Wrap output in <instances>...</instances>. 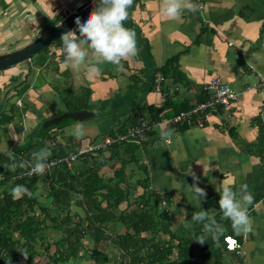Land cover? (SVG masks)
I'll use <instances>...</instances> for the list:
<instances>
[{
  "label": "crops",
  "instance_id": "crops-1",
  "mask_svg": "<svg viewBox=\"0 0 264 264\" xmlns=\"http://www.w3.org/2000/svg\"><path fill=\"white\" fill-rule=\"evenodd\" d=\"M84 1L0 0V55L34 40ZM191 2L201 8L185 9L170 20L160 13L161 0H134L125 27L135 31L139 53L123 60L120 70L109 63L99 65L101 70L94 76L85 70L63 69L59 39L38 55L36 63L30 60L28 66L0 71V153L31 156L48 148L47 160L64 158L86 144L99 145L137 119L153 120L150 109L164 108L158 117L161 121L179 109L190 110L207 99L203 88L218 77L239 93L238 99L210 112L203 128L161 125L150 132L144 142L136 143L135 156L144 169L136 174L147 179V195L160 201L167 215L163 226L180 237L204 235L203 224H193L192 215L200 209L209 211L223 232L205 240L211 248L204 256H219L227 264H264V87L260 85L264 0ZM89 60L95 63L91 56ZM158 75L164 78L159 92L155 90ZM80 97L92 106L83 111L94 113L92 125L88 118L77 123L83 126L82 135L62 129L40 132L45 121L79 111L69 110L64 103L69 98L78 102ZM51 98H57L65 110L56 103L51 108ZM90 129L92 137L86 135ZM162 131L171 135L164 137ZM192 185L206 193L200 208L188 188ZM245 185L254 195L248 206L252 231L237 235L231 221L219 213L216 189L230 186L239 194ZM140 193L138 187L132 195ZM224 237L241 244L239 254L225 249Z\"/></svg>",
  "mask_w": 264,
  "mask_h": 264
},
{
  "label": "trees",
  "instance_id": "trees-1",
  "mask_svg": "<svg viewBox=\"0 0 264 264\" xmlns=\"http://www.w3.org/2000/svg\"><path fill=\"white\" fill-rule=\"evenodd\" d=\"M85 97L64 105L82 111L89 108ZM150 111L159 120L164 108ZM137 147L115 143L80 155L70 169L58 166L22 179L20 164L32 162L30 154L0 153V264H227L219 256H204L211 245L198 243L200 235L180 237L163 226L167 215L157 197L147 195V179L138 176L144 169ZM108 168L111 174L103 171ZM17 185L31 195L14 199ZM138 187L142 193L133 196ZM89 234L95 237L91 248L84 244ZM105 240H110L108 252L98 247ZM111 247L117 259L110 257Z\"/></svg>",
  "mask_w": 264,
  "mask_h": 264
},
{
  "label": "clouds",
  "instance_id": "clouds-1",
  "mask_svg": "<svg viewBox=\"0 0 264 264\" xmlns=\"http://www.w3.org/2000/svg\"><path fill=\"white\" fill-rule=\"evenodd\" d=\"M133 4L134 0H99L86 21L81 22L77 17L76 28L67 31L60 37L58 51L63 56L61 67L74 72L85 70L89 76H94L99 74L101 70L99 65L101 64L109 63L120 70L123 68L121 63L123 60L137 56L139 49L136 33L125 27V23L129 19V9ZM198 8L199 6L193 4L191 0H161L160 13L170 20H175L181 16L185 9L196 12ZM90 56L94 58L95 63L89 60ZM74 134L82 135L83 126L77 124ZM161 134L168 137L171 132L162 131ZM50 156L51 150L48 148L34 151L31 154L32 173L43 175L46 171V161ZM24 163L26 162H22L20 167H24ZM193 178L195 179V176ZM188 188L197 199L200 208L201 199L206 196L205 191L195 185L188 186ZM216 190L220 196L219 213H222L224 219L231 221L234 232L237 235H246L251 232L252 220L248 214V206L253 204L254 195L247 190V186H242L239 194L233 191L230 186H222ZM11 194L14 199H17L23 195L30 196L31 192L23 185H17L12 189ZM191 222L204 226V235L198 241L201 244L209 236L218 237L223 232L222 227L209 216V211L203 209L193 213Z\"/></svg>",
  "mask_w": 264,
  "mask_h": 264
},
{
  "label": "built area",
  "instance_id": "built-area-1",
  "mask_svg": "<svg viewBox=\"0 0 264 264\" xmlns=\"http://www.w3.org/2000/svg\"><path fill=\"white\" fill-rule=\"evenodd\" d=\"M197 3H200V0H196ZM201 8V4H199ZM261 86L264 87V79L260 78ZM164 82V78L161 75H158L155 81V90L160 91L161 85ZM250 89V87H247ZM203 90L208 93L207 99L195 105L190 110L180 111L171 118L161 120H152L149 118H140L137 123L128 128L124 133L116 134L114 136L105 137L102 142L97 145L86 144L81 147L77 152L71 153L68 156L60 159H51L46 161V171L49 172L51 169L58 166H65L67 169H70L74 161L82 154L93 152L97 149L106 148L113 144L120 143H141L147 139V135L153 130L157 129L161 125H185L187 127H198L203 128L205 119L210 112L223 110L230 105L231 102L235 101L239 97V93L232 90L228 84L223 82L218 77H213L209 80L207 85ZM22 171L18 174L17 178H31L36 174H33L31 171V161H25ZM1 192V190H0ZM164 202L162 203V205ZM225 248L229 252H234L239 254L241 251V244L235 238L224 237Z\"/></svg>",
  "mask_w": 264,
  "mask_h": 264
},
{
  "label": "water",
  "instance_id": "water-1",
  "mask_svg": "<svg viewBox=\"0 0 264 264\" xmlns=\"http://www.w3.org/2000/svg\"><path fill=\"white\" fill-rule=\"evenodd\" d=\"M99 0H85L74 11L68 13L61 21L56 25L46 30L44 33L36 37L29 44L22 48L16 49L11 52H7L0 55V71L15 67L23 62H28L31 58L43 50L45 47L50 46L55 41L60 39L62 34L69 30L76 28L75 20L80 18L81 22L86 21L89 13L93 10ZM93 112L88 111H70L65 112L57 117L51 118L45 121L42 128H48L52 125H58L64 119H71L74 121H83L93 116Z\"/></svg>",
  "mask_w": 264,
  "mask_h": 264
},
{
  "label": "rangeland",
  "instance_id": "rangeland-1",
  "mask_svg": "<svg viewBox=\"0 0 264 264\" xmlns=\"http://www.w3.org/2000/svg\"><path fill=\"white\" fill-rule=\"evenodd\" d=\"M62 20V19H61ZM55 24H57V23H55ZM54 24V25H55ZM54 25H52V26H54ZM51 26V27H52ZM31 41H33V40H31ZM31 41H29V42H26V43H23V44H21V47L20 48H22V47H24L25 45H27V44H29ZM58 41H59V39L57 40V41H55L54 43H58ZM14 49H8L7 50V52H11V51H13ZM40 53H42V51L41 52H39V53H36L32 58H31V60H32V63L34 64V63H36V61H37V58H38V55H40ZM29 63H30V61H26V62H23V63H20L19 65H24V66H28L29 65ZM60 99V98H59ZM49 101L50 102H52L51 104H50V107L51 108H53L54 107V105L55 104H53V103H56V105L58 106L59 105V103H58V101L59 100H57V98L54 100V99H49ZM61 104V106L59 105V107H60V109L61 110H65L64 108H61V107H63L62 106V103H60ZM74 105V103H71L70 104V106H73ZM89 107H91L92 108V106L90 105ZM95 107H99L98 105L97 106H95ZM94 107V108H95ZM63 113H65V112H63ZM62 114V113H61ZM60 114V115H61ZM59 116V115H58ZM89 120L88 121H90L89 122V124L91 123V125H92V118H88ZM82 122V121H81ZM77 123H80V121H74V120H71V119H64V120H62L58 125H52V126H49L47 129L45 128V129H43V130H46V131H48V130H53V129H58V130H63V131H69L70 132V134H74V128L71 130V127H74ZM43 125V124H42ZM43 130H42V132H43ZM84 131V130H83ZM90 132H92V130L90 129L89 131H86V135H88V136H90V137H92V135H91V133ZM105 170V172L107 173L108 171H107V169H103V171ZM140 175V174H139ZM74 210L73 211H79V209H75V208H73ZM80 213H81V211H79ZM121 232H123V229L121 230ZM55 235V234H54ZM49 237H47L46 236V239H48ZM94 241H95V237L92 235V234H89V235H87L85 238H84V244H85V246L86 247H88V248H91L92 246H93V243H94ZM109 244H110V240H105V241H102L100 244H99V248L101 249V250H104V251H107L108 252V246H109ZM114 247H111V249H109V251H111L110 253H109V255H110V257H112V256H114L113 258H115V259H117L116 257L118 256V254H117V251L114 249L113 251H112V249H113ZM51 251H52V249H51ZM43 260H45L44 259V257H43V259H42V261ZM35 261H37V259L36 260H34V262ZM81 264H91V263H89V262H85V261H83ZM112 264V263H111Z\"/></svg>",
  "mask_w": 264,
  "mask_h": 264
}]
</instances>
